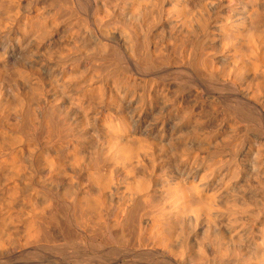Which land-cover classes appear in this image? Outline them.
Segmentation results:
<instances>
[{
  "label": "bare ground",
  "instance_id": "obj_1",
  "mask_svg": "<svg viewBox=\"0 0 264 264\" xmlns=\"http://www.w3.org/2000/svg\"><path fill=\"white\" fill-rule=\"evenodd\" d=\"M253 143L264 0H0V247L264 264Z\"/></svg>",
  "mask_w": 264,
  "mask_h": 264
},
{
  "label": "rangeland",
  "instance_id": "obj_2",
  "mask_svg": "<svg viewBox=\"0 0 264 264\" xmlns=\"http://www.w3.org/2000/svg\"><path fill=\"white\" fill-rule=\"evenodd\" d=\"M236 6H238V7H235L236 8L235 10L239 11L241 9L240 11H242V6L240 5V3H237ZM63 26H65V25L63 24L62 27ZM225 75L227 76V72L225 73ZM249 134L252 138V133H249ZM252 147H253V149L254 148L255 149H257V148L262 149L261 148L262 146L258 147V143H256V144L253 143ZM248 148L249 147L245 148V150H244L245 153L248 150ZM262 150H264V149H262ZM244 152H242V155L244 154ZM252 157L254 158L255 156H252ZM244 160H245V158H244ZM247 160H249V159H247ZM109 235L112 236L111 234H108V236ZM54 236L55 235H53V237ZM53 237H52V239H53ZM53 241H55V242H53ZM51 243H50L51 245L49 244L48 246H46V245H42V244H37V243H32V242L29 243L28 242V244H26V243L25 244L23 243L24 245L21 244L22 246L21 245H12L9 247L4 246V248L0 247V248H2V249H0L1 250V252H0V264H43V263L44 264H80V263H82V261H83V264H86V263L87 264H91V263L92 264H94V263L95 264H98V263L102 264L103 262H104L103 264H107V263L109 264L110 261H112V262H110V264L114 263L113 258H115V256L114 255H108L110 250H105V251L99 252L97 250L95 251V250L91 249L92 250L91 251L90 248H86L85 246L80 248V250L79 249L74 250L71 247L67 248V246H65V242L59 236H55L54 240H52ZM66 249H71V252L69 250H66ZM83 249H85V250H83ZM56 250H58V251H56ZM64 251H68V252L65 253ZM62 252L65 255H63ZM146 253H147L146 251H143V250L141 251L139 249L133 251V253L132 252H126L122 256V259L119 263L120 264H168V263L171 264V262H168L169 260H166L165 258L151 257V255H148V257H147ZM147 254H149V253H147ZM80 255H81V257H83L82 255H85L83 257L84 259L80 258ZM135 255H137L136 257L138 258V260L135 257ZM89 256L92 257V259ZM94 256L96 258H94ZM99 256H100V258H99ZM93 258H94V260H93ZM80 259H82V261ZM99 259H101L100 262H99ZM103 259H104V261L101 262ZM127 260H129V262H127Z\"/></svg>",
  "mask_w": 264,
  "mask_h": 264
}]
</instances>
